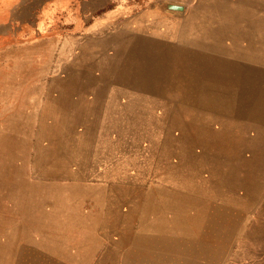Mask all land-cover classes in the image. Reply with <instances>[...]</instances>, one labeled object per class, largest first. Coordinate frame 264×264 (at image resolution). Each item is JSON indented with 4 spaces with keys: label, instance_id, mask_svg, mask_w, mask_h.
<instances>
[{
    "label": "crops",
    "instance_id": "1",
    "mask_svg": "<svg viewBox=\"0 0 264 264\" xmlns=\"http://www.w3.org/2000/svg\"><path fill=\"white\" fill-rule=\"evenodd\" d=\"M112 23L98 24L83 34L80 59L68 64L75 81H35L25 87L20 79L2 84L0 148H6L8 135L14 148H56L55 129L60 126L63 131L72 130L63 137V148H86L83 179L69 182L73 190L83 186V229L73 230L70 225L57 229L55 174L51 180L45 177L46 166L47 171L50 168L49 161L47 165L43 161V166L35 168L37 178L30 182L25 177L11 181L14 186L33 188L31 212L19 208L16 199L8 198L4 187L11 207L1 208L0 214L16 218L13 224L3 225L5 230L1 228L2 242L16 233L10 237L16 256H4V262L167 264L166 250L171 242L164 236L154 237V222L162 220L168 223V231L183 233L188 230L181 229L184 223L194 229L198 216L194 212L202 209L231 218V225L249 215L254 222L264 215V59L225 43L226 36L221 33L208 35L168 25H163L162 31L160 24L152 23L137 30L130 23L113 27ZM15 67L22 71L21 64ZM40 86L43 89L38 91ZM39 93L43 108H31L24 115L18 106ZM33 100L38 105L37 97ZM8 105H15V109L11 107L10 111ZM25 117L39 122V128L44 122L46 144L39 143V133L34 142L32 136L24 135ZM137 122L142 123L146 136L163 138L161 143L166 148L160 151H172L177 159L173 167L161 163L154 190L148 188L140 197L136 183L121 176L119 161L111 171L89 177L93 162L88 159L90 148H117L118 153L121 138L136 136ZM76 127L82 128L78 137ZM124 146L127 150L135 148L133 143L132 147L129 143ZM195 148L200 150L196 152ZM51 164V172H55L54 161ZM202 171L206 176L199 178ZM77 199V195L70 194V200ZM126 201L134 209L121 210V203ZM46 204L47 209L43 207ZM151 215L156 219L149 221ZM25 217L35 218L38 223L23 228ZM136 217L145 219H139L137 226L120 224ZM41 221L49 224H40ZM87 222L92 223L90 227ZM254 226L263 231L262 226ZM82 231L83 240H72L71 236L56 239V232ZM87 233L90 235L85 237ZM57 243L67 249L60 252L61 256L54 251ZM69 245L75 249L74 254Z\"/></svg>",
    "mask_w": 264,
    "mask_h": 264
},
{
    "label": "rangeland",
    "instance_id": "2",
    "mask_svg": "<svg viewBox=\"0 0 264 264\" xmlns=\"http://www.w3.org/2000/svg\"><path fill=\"white\" fill-rule=\"evenodd\" d=\"M169 4L180 5L183 9L171 10L167 7ZM109 22H113L111 26L130 23L129 26L133 24L137 30L143 29L145 24L152 23L160 24L158 28L163 29L162 31L165 27L163 25H168L172 28L184 27L189 31L208 35L221 33L226 36L225 43L238 45L247 49L253 57L256 55V58L264 59V0H0V90L3 82L10 83L20 79L24 81L25 87H30L35 81L61 82L69 79L75 81V76L68 71L70 68L68 64L73 62L72 60L80 59L79 51L83 34L98 24ZM120 28L124 29L123 26ZM16 64L22 65V71H16ZM41 89L43 88L38 91ZM34 97H37L38 105L32 103ZM25 100L26 104L18 106L19 110L22 108L24 115L29 113L31 108L34 110L43 108L40 104L41 93ZM1 107L0 104V110ZM11 107L12 110L15 109V105H8L10 111ZM155 114L158 116V109ZM26 120L25 117L24 135L29 138L32 136L34 142V138H37L36 134L39 133L41 135L39 143L46 144L42 131L44 122H41L39 128V122ZM56 123L62 125V122ZM47 124L48 122L45 121V125ZM141 124L137 122L135 137L120 139L118 153L117 148H90L92 153H90L91 158L88 156V159L92 160L93 167L89 177H97L103 172L111 171L115 161H119L121 176L129 177L131 182L136 183L137 196L144 195L148 188L154 190L155 183L160 179L161 163L173 167L177 159L172 151L168 153L160 151V148H166L161 143L163 138L146 136ZM55 130L56 148H14L13 139L8 135L6 148H0V213L1 208L11 207V202L5 198L4 187L8 191V198L16 199V202H20L19 208L31 212L33 188L24 189L22 185L14 186L11 181L14 178L22 180L25 177L30 182L33 178H37L35 168L39 165L43 166L41 162L46 161L47 165L49 161L50 171H47L46 166L45 177L48 175L51 180L52 174H55L53 175L56 179L54 208L57 229L70 225L73 230H82L83 200L81 199L83 197L80 193H83V186L78 185L77 190H73L74 187L69 185V182L73 178L83 179V158L86 156V148H71L70 145L63 148L61 141L68 132L72 133V130L63 131L62 126ZM81 131V127L75 128L76 137ZM25 140L27 141L26 138ZM126 143H129L130 147L132 143L135 144L134 150H131L132 148L127 150L124 146ZM194 150L197 152L200 149ZM52 161L55 163V172H51ZM133 162L135 165L131 166ZM22 165H24V173ZM205 176L204 171L199 174V178ZM72 193L77 195V200H70ZM138 204L137 202L136 207ZM43 207L47 209L48 205ZM120 208L124 212L134 209L127 201L121 203ZM86 210L88 209L84 210L88 214ZM194 215H198L194 229L191 230V227L184 223L181 229L188 230L183 233L168 231V223L162 220L153 223L154 237L164 236L167 242L173 244L172 246L169 244L166 250L167 264H264V215H260L255 222L249 215L241 218V221L239 219L237 225L230 224L231 218L229 220L224 216H214L209 211L204 212L203 209L202 212H194ZM139 219L143 221L145 218L136 217L134 221L132 219L130 222L120 221V224L130 223L137 226L141 223ZM148 219L153 221L156 217L151 215ZM14 221L16 218H7L6 215L0 214V264H10L8 261L4 262V256L7 258L16 256V250L10 246V237L16 236V233L8 235V240H5L7 244L1 241V228L4 227L5 230L6 226L3 225L8 222L13 224ZM106 221L104 219L105 224ZM37 223L35 218L25 217L23 228ZM40 224L49 223L41 221ZM91 224L87 222L88 227ZM254 225L262 226L263 231L256 230ZM13 229H20V226ZM65 230L70 229L65 228ZM83 235V231L82 233L56 232V239L58 241L63 240L64 236H71L72 240H83ZM89 235L90 233H87L85 237ZM111 236L113 239L117 238L114 234ZM68 248L70 253L74 254L75 249L70 245ZM64 250L67 251L66 248H62L61 243L55 245L54 251L57 256H61L60 252Z\"/></svg>",
    "mask_w": 264,
    "mask_h": 264
},
{
    "label": "water",
    "instance_id": "3",
    "mask_svg": "<svg viewBox=\"0 0 264 264\" xmlns=\"http://www.w3.org/2000/svg\"><path fill=\"white\" fill-rule=\"evenodd\" d=\"M167 7H168L169 9H171V10H182V9H183L182 6H180V5H176V4H169Z\"/></svg>",
    "mask_w": 264,
    "mask_h": 264
}]
</instances>
